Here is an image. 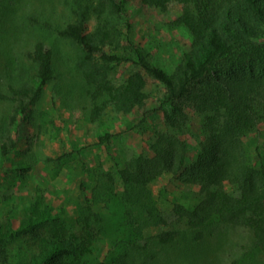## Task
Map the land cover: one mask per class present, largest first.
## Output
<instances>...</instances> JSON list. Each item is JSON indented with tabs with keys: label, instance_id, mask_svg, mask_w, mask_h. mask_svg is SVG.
I'll list each match as a JSON object with an SVG mask.
<instances>
[{
	"label": "rangeland",
	"instance_id": "obj_1",
	"mask_svg": "<svg viewBox=\"0 0 264 264\" xmlns=\"http://www.w3.org/2000/svg\"><path fill=\"white\" fill-rule=\"evenodd\" d=\"M98 1L0 0V95L10 94L9 85L31 83L37 67L28 53L37 41L52 52V77L27 114L14 116L13 101L0 96V219L10 213L17 224L22 209L39 194L60 213L50 229L75 234L73 248L88 264H264V253L248 228L212 219L196 238L199 230L176 219L174 201L195 203L199 197L198 187L184 180L187 174L164 172L144 184L121 182L123 162L133 157L140 164L149 162L150 143L158 132L175 136L172 142L176 135L185 139L194 162L203 138V115L183 100L178 114L170 111L175 119L169 126L158 109L163 87L143 71L139 102L122 111L112 95L135 67L121 62L105 73L97 67L103 64L99 52L83 51L56 30L75 21L78 9L86 7L87 35L98 26L112 29L115 24L119 33L113 30L114 43L105 46L114 50L118 44L120 52L130 40L147 61L171 75L191 49L190 28L198 23L189 4L169 2L157 8L147 0H127V27L107 11L98 16ZM88 77L96 81L90 83ZM101 84L113 90L102 89L93 98L91 92ZM242 139L260 168L264 115ZM11 142L14 146L4 158L2 146ZM234 182L228 175L224 189L231 192ZM169 236L173 238L162 240ZM35 251L28 234H16L0 247V264H24Z\"/></svg>",
	"mask_w": 264,
	"mask_h": 264
},
{
	"label": "trees",
	"instance_id": "obj_2",
	"mask_svg": "<svg viewBox=\"0 0 264 264\" xmlns=\"http://www.w3.org/2000/svg\"><path fill=\"white\" fill-rule=\"evenodd\" d=\"M126 2L99 0L94 11L98 16L107 11L128 27ZM169 2L189 4L198 23L190 28L191 49L184 53L171 75L147 61L142 49L130 40L120 52L118 44L113 46L114 50L105 46L114 43L113 30L119 33L113 28L115 24L112 29L98 26L87 35L86 7L78 9L75 21L56 31L85 52H99L103 64L97 67H102L105 73L113 71L121 62H130L135 67L112 95L122 111L134 109L139 102L145 72L163 87L157 100L158 109L164 112L169 126L175 119L170 111L178 114L179 102L183 100L189 101L203 115V138L197 146L200 153L194 162L190 156L191 146L185 139L176 135L172 142L175 136L158 132L156 142L150 143L153 156L149 162L140 164L135 157L123 162L118 170L121 182L144 184L164 172L174 176L185 173L184 180L198 187L199 197L195 203L174 201L172 212L176 219L199 230L196 238H201L200 229L212 219L248 228L264 253V157L260 168L256 167L242 139L264 115L261 90L264 88V0H147L149 6L157 8ZM28 56L37 67L31 83L19 87L9 85L10 94L0 95L13 101L14 116L27 114L52 77V52L45 43L37 41ZM257 68L261 70L259 73ZM88 81L92 83L96 79ZM97 89L89 91L93 98L102 89L110 93L113 87L101 84ZM13 146L14 142L8 147L2 146L4 158ZM230 174L235 179L231 192L224 189ZM59 214L36 194L22 209L17 224L10 213L0 219V247L16 234H28L36 251L24 264H88L79 259L80 252L73 248L78 242L75 234L50 229L57 224ZM172 238L162 237V240Z\"/></svg>",
	"mask_w": 264,
	"mask_h": 264
}]
</instances>
